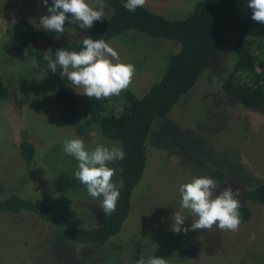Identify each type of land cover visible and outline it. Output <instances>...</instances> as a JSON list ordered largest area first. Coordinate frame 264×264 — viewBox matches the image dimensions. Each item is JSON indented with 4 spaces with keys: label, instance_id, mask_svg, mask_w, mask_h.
Wrapping results in <instances>:
<instances>
[{
    "label": "rangeland",
    "instance_id": "374dc122",
    "mask_svg": "<svg viewBox=\"0 0 264 264\" xmlns=\"http://www.w3.org/2000/svg\"><path fill=\"white\" fill-rule=\"evenodd\" d=\"M196 1L146 0L143 8L180 19ZM87 2L97 6L96 0ZM105 11L107 17L110 8ZM44 15L49 14L42 0H0V78L8 92L0 101V199L17 194L66 214L80 226H89L102 210L99 201L75 180L77 161L64 153V141L80 137L53 108V72L34 67L31 57L10 49L11 24L22 19L39 31ZM67 32L72 31L65 28L63 35ZM233 36V31L224 36L194 87L152 126L147 161L118 234L99 247L59 245L52 229L34 217L0 214V264H136L141 255L163 258L167 264H264V204L244 203L238 196L241 190L264 184V107L244 108L220 90L234 61ZM59 39L63 38L57 34L53 41ZM53 41L35 39L30 46L41 49ZM108 44L118 53L119 62L135 66L128 90L137 97L161 77L169 55L178 50L175 42L131 31ZM63 79L74 89L83 115L90 98ZM23 138L34 149L29 167L18 152ZM80 139L88 148L98 143L118 145L95 130ZM214 170L223 177L218 178ZM203 176L218 182L217 192L231 187L249 208L250 217L237 232L215 227L186 234L171 230L177 211L185 217L184 228H190L195 219L180 208L179 186Z\"/></svg>",
    "mask_w": 264,
    "mask_h": 264
},
{
    "label": "trees",
    "instance_id": "16d2710c",
    "mask_svg": "<svg viewBox=\"0 0 264 264\" xmlns=\"http://www.w3.org/2000/svg\"><path fill=\"white\" fill-rule=\"evenodd\" d=\"M110 14L101 23L94 22L91 29L80 28L76 23L65 22L71 30L53 41L57 33L43 29L35 31L22 19L11 24L10 49L17 55L35 59L38 68H47L43 52L49 48L80 51L83 38L102 39L109 42L124 32H134L150 39L165 40L178 44L177 52L170 54L161 77L152 83L140 97L128 89L119 96L96 100L90 98L84 114L76 105L74 89L61 78L58 70L53 73V108L61 121L73 127L80 138H86L93 130L101 137L122 146L125 159L114 165V180L120 192L116 210L110 215H96L95 224L80 226L66 214L51 210L44 204L10 194L0 199V214L25 213L34 217L54 232L56 244L102 246L119 233L129 210L130 198L139 182L146 161L147 143L152 126L164 119L180 98L189 92L202 71L216 54L224 36L233 31L231 52L234 61L227 72L220 90L237 105L247 109L264 107V25L251 19L248 0H197L191 12L180 19L152 13L145 8L130 12L121 0H104ZM52 0H48V7ZM47 11V7H45ZM48 13V11H47ZM50 15V13H48ZM53 41L51 45L34 49L35 40ZM39 48V47H37ZM8 95L0 78V101ZM19 156L25 167L33 160L34 149L26 140L18 142ZM218 178L223 175L214 170ZM244 203L264 204V184L258 183L238 192ZM241 202V224L250 217L249 208Z\"/></svg>",
    "mask_w": 264,
    "mask_h": 264
},
{
    "label": "clouds",
    "instance_id": "9594fccd",
    "mask_svg": "<svg viewBox=\"0 0 264 264\" xmlns=\"http://www.w3.org/2000/svg\"><path fill=\"white\" fill-rule=\"evenodd\" d=\"M42 3L50 15L40 18L39 28L60 36L65 32L66 21L83 29H91L97 21L102 23L108 7L104 0H96V7L89 5L87 0H52L51 7H48V0H42ZM145 4L146 0H125L123 7L134 12ZM247 7L251 10V19L264 25V0H248ZM82 45L80 51L57 49L53 53L51 48L45 50L43 59L48 69L53 73L60 70L62 79L66 77L74 88L82 90L80 94L96 100L119 96L129 88L136 71L134 65L119 62L118 53L102 39L86 37ZM32 63L38 67L35 59ZM63 150L77 161L73 173L75 180L93 200L99 201L104 215L112 214L120 192L114 180L116 169L110 165L125 159L122 146L98 143L94 148H88L82 139L71 138L64 141ZM218 188V182L208 176L194 177L181 184L180 208L188 210L195 219L190 228H184L185 217L177 211L172 217L171 230L186 234L190 230L211 231L215 227L220 231L237 232L241 224V202L231 187L217 192ZM136 264H167V260L141 255Z\"/></svg>",
    "mask_w": 264,
    "mask_h": 264
}]
</instances>
